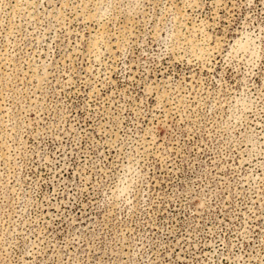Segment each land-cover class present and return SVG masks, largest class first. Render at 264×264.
I'll use <instances>...</instances> for the list:
<instances>
[{"label": "rangeland", "instance_id": "obj_1", "mask_svg": "<svg viewBox=\"0 0 264 264\" xmlns=\"http://www.w3.org/2000/svg\"><path fill=\"white\" fill-rule=\"evenodd\" d=\"M0 264H264V0H0Z\"/></svg>", "mask_w": 264, "mask_h": 264}]
</instances>
